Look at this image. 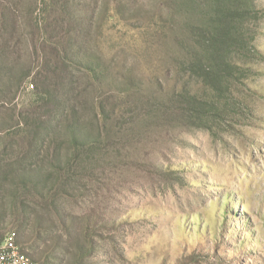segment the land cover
Segmentation results:
<instances>
[{
	"label": "rangeland",
	"instance_id": "rangeland-1",
	"mask_svg": "<svg viewBox=\"0 0 264 264\" xmlns=\"http://www.w3.org/2000/svg\"><path fill=\"white\" fill-rule=\"evenodd\" d=\"M10 1L0 0V13L7 5L13 8L16 29L1 31L0 43L6 37L11 62L32 73L21 87L13 81L0 89V236L16 231L24 249L35 260L34 253L41 256L40 264L73 263L79 227L67 226L50 211L45 189L11 177L31 165L50 166L49 127L62 119L59 110L53 116L54 105L74 101L80 118L94 129L92 105L109 97L110 105L124 100L126 113L113 122L101 151L85 153L92 170H72L68 192L51 196L57 194L63 211L80 220L93 212L102 217L91 227L95 252L82 264H178L194 250L205 255L194 264H264V19L254 48L238 56L246 74L233 96L247 107L246 120L226 119L210 129L179 127L144 120L143 114L185 85L201 95L211 92L184 67V49L175 39L179 26L157 34L146 50L147 24L159 22L165 0H66L74 17L85 13L83 1L97 13L90 45L111 64L103 89L76 69L68 83L60 75L61 63L42 45L55 20L62 22V34L67 30L68 15L52 8L55 1ZM254 1L264 6V0ZM117 6L125 8L124 16ZM32 12L40 27L37 43ZM177 18L187 19L181 13ZM39 70L48 87H55L53 100L42 87L36 90ZM36 120L42 123L39 131L32 127Z\"/></svg>",
	"mask_w": 264,
	"mask_h": 264
},
{
	"label": "trees",
	"instance_id": "trees-1",
	"mask_svg": "<svg viewBox=\"0 0 264 264\" xmlns=\"http://www.w3.org/2000/svg\"><path fill=\"white\" fill-rule=\"evenodd\" d=\"M7 1L11 3L10 0ZM53 1L57 4L51 6L55 8L54 10L62 8L63 12L68 15L67 30L62 34L60 32L62 22L55 20L56 24L51 25L48 33L41 38L38 32L39 22L34 20L32 12L30 20L33 21L32 26H35L32 42L37 43L41 38L42 45L50 47L54 58L61 63L60 75L68 83L72 82L76 69L99 89L107 87L106 82L111 73V64L105 56L95 54L90 45L94 40L93 27L96 11L87 1H83L85 13L74 17V12L66 0L59 5L57 1L60 0ZM7 6L0 13V32L9 26L13 33L16 29L14 9ZM164 6L166 12L160 17L159 22L150 21L147 24L149 29L146 32L148 34L145 40L146 50L152 47L156 36L166 34L168 29L179 26L180 31L175 34V39L184 49V67L191 74L202 79L211 93L208 94L209 96L201 95L185 85L173 90L158 103L149 104L146 113L143 114V119H156L164 125L209 129L213 128V123H220L226 119H234L237 123L246 120L243 109L247 107L233 96L236 85L242 79L241 76L246 74V70L239 64L238 56L254 48L253 42L259 34V27L264 19V6L257 5L254 0H165ZM116 9L118 15L124 16L125 8L117 6ZM34 10L32 7L31 11ZM178 13L184 14L187 18L183 23L177 18ZM2 40L0 43V89L9 88L13 81L17 87H21L31 75L32 70L23 64L16 63V60L11 62L7 49V38L4 37ZM49 60L46 57V62ZM38 78L39 80L35 79L38 88L36 90L39 92L42 87L46 90L43 92L53 100L55 87L52 89L48 87L45 71L39 70ZM125 91L129 92L130 88ZM123 104L125 102L121 100L118 104L110 105L109 97H101L94 101L92 109L97 120V132L95 133L96 126L94 129L90 128L80 118V105L77 106L74 101L67 106L57 103L53 108V116H56L59 110L62 119L55 121L49 127L52 132L49 135L52 144L50 166L47 168L39 164L31 165L11 177L14 182L20 180L22 185L27 186L30 183L45 189L51 200L49 201L50 211H55L67 226L74 224L79 227V233L73 236L74 259L72 264H82L95 252L96 243L91 237V227L102 217H98L93 212L86 214L80 220L63 211L61 203L57 201V194L52 199L51 196L59 191L68 192V188H71L74 182L71 177L72 170L81 169L87 172L92 170V165L85 163L84 155L88 152L102 150L104 139L112 134L113 122L118 118L117 116L126 113ZM36 121L38 123L32 124V127L39 131L43 128L42 123L39 120ZM22 123L29 126L27 121ZM63 143H67L70 149L64 151L60 145ZM4 149L6 150L7 147ZM104 224L111 225L116 222L102 223ZM3 239L4 236H0V243ZM53 246H58V243ZM33 256L41 261V256L35 253ZM204 256V252L194 250L184 255L178 264L198 263Z\"/></svg>",
	"mask_w": 264,
	"mask_h": 264
},
{
	"label": "built area",
	"instance_id": "built-area-1",
	"mask_svg": "<svg viewBox=\"0 0 264 264\" xmlns=\"http://www.w3.org/2000/svg\"><path fill=\"white\" fill-rule=\"evenodd\" d=\"M0 264H40L22 246L16 231H9L0 243Z\"/></svg>",
	"mask_w": 264,
	"mask_h": 264
}]
</instances>
